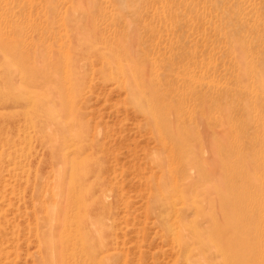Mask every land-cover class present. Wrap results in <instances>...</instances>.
Returning a JSON list of instances; mask_svg holds the SVG:
<instances>
[{
    "label": "rangeland",
    "instance_id": "obj_1",
    "mask_svg": "<svg viewBox=\"0 0 264 264\" xmlns=\"http://www.w3.org/2000/svg\"><path fill=\"white\" fill-rule=\"evenodd\" d=\"M157 88L200 135L187 206L166 197L176 149L132 103ZM221 148L264 204V0H0V264L223 262L173 235L210 230Z\"/></svg>",
    "mask_w": 264,
    "mask_h": 264
},
{
    "label": "bare ground",
    "instance_id": "obj_2",
    "mask_svg": "<svg viewBox=\"0 0 264 264\" xmlns=\"http://www.w3.org/2000/svg\"><path fill=\"white\" fill-rule=\"evenodd\" d=\"M141 61V59L138 60V62L142 64L143 61ZM126 71H121L124 76H127L130 73H127ZM77 90L79 91V88H77ZM77 90L75 89V92H77ZM72 94L74 93L72 92ZM154 94L155 96H151V100L146 103V108L141 102H138L136 98L134 99V101L132 100V103L135 102V108H140V110H142L146 117L149 119L150 123L154 124L155 129L158 131V135H161L163 139H169L171 141V144L176 149V162L175 164L171 165L172 168L170 169V174H172V176H176L173 179L166 178L164 180V185H170L168 187V195H166V197L168 196V198L170 197V199L179 198L181 205L187 206V198L185 196L186 191L182 190V186L178 181L185 174V169H183L182 166L184 164L186 165L189 162V155L191 154L189 152L191 150L196 151L198 148L200 135H195L192 132L193 130L188 128V125L187 123H185V119L183 118V108L175 106L174 104H172L173 102L170 103L171 101L169 102V104H167L168 102H166V94L163 92L160 93L158 88ZM69 97H71V99L67 102V111L68 113L70 112L71 114H74L77 110L74 101L76 97H73V99L71 95ZM12 100L13 102L20 101L21 98H12ZM32 103L34 102L31 101L30 108L32 106ZM43 113L48 114V112L46 111ZM48 117L50 119L51 117L52 119L54 118L52 113H49ZM196 119L197 120H195V122L199 124L198 117H196ZM203 119L210 134L212 132V119H206L205 117H203ZM202 143L203 142H201V144ZM193 144H196V146ZM77 148L82 149V146H77ZM223 149L221 148L219 150L221 152V155L219 154V161V155H217V157H215L213 161V164H209L207 166L209 171L208 173L211 175L215 174L220 169V167L226 170V174L228 175L227 180H223L221 178L222 176L220 177L219 181L215 180V191L214 189L212 191L214 193L213 201H211L210 203L212 208L210 223H208L211 227L210 230L207 231V233L200 230L199 232H194L193 235H191V228H189L187 222H184V224L180 223L178 225V228L180 230H177L176 228L174 229L173 235L177 243L183 244V249L186 251L185 254L189 253L192 243L196 242L198 245H200L198 248L199 251H205L208 253H211L213 251L218 252L222 256V258H224L223 262H218L219 264H264V259H261L260 257V253L264 251V218L262 217L264 204H262L260 196L249 194V190L250 188H252L251 186L253 185V182L256 183L253 178L254 175L251 176L250 174H246L244 172V174L246 175L243 176L241 180H237L236 176H233L235 172L229 171V165L231 163H229L228 159L230 158V155H233L229 153H234V150L230 149V151H228L226 148V151H223ZM260 150L261 149H259V152ZM159 163L160 165H162L163 161L160 159ZM195 165L197 166L198 162H195ZM199 165L201 167L205 166L202 163H199ZM83 174L84 173H81L78 176V181L80 182L83 190L87 191L89 187L85 186L86 180L83 179ZM206 174L207 171L204 168L203 175L207 176ZM175 179L177 180L171 182ZM258 181L260 182V179ZM259 188L261 189V191H263L261 194L264 195V180H262L261 187ZM253 189L254 188H252V190ZM82 200L83 194L81 203L84 202ZM163 200L161 202L159 200L158 201L160 202L161 206L163 202L164 204L162 208H164L165 206L166 211H168L171 208L172 204L168 203V205H166ZM192 240L193 242H191Z\"/></svg>",
    "mask_w": 264,
    "mask_h": 264
}]
</instances>
